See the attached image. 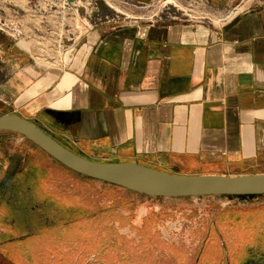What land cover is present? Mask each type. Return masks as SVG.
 I'll return each instance as SVG.
<instances>
[{"label":"crops","instance_id":"1","mask_svg":"<svg viewBox=\"0 0 264 264\" xmlns=\"http://www.w3.org/2000/svg\"><path fill=\"white\" fill-rule=\"evenodd\" d=\"M226 19L90 25L56 65L10 77V114L96 161L264 174V0Z\"/></svg>","mask_w":264,"mask_h":264},{"label":"rangeland","instance_id":"2","mask_svg":"<svg viewBox=\"0 0 264 264\" xmlns=\"http://www.w3.org/2000/svg\"><path fill=\"white\" fill-rule=\"evenodd\" d=\"M63 1L66 0H0V116L11 113L6 87L10 77L33 74L35 71L56 65L63 60L64 49L72 45L80 32L90 25L106 19L123 18L144 23L206 22L220 25L252 0H77L71 4H64ZM0 141L7 145V153L28 151L24 164L27 168L37 167L41 172L44 183L40 184L49 190L48 204L53 207L57 206L56 203L64 204L63 211L66 213L65 207H77V210H73L76 211L74 214L71 211V214L64 215L63 218H70L71 221L78 218L74 227L81 231L78 234L82 248L87 246L91 239L103 244L125 243L127 247L130 245L126 258V248L116 249L108 246L113 251V257H102L106 247L101 254L93 255L94 251L86 254L87 258L82 264H104V260H107V264H118V261L123 264H137L140 257L137 251L145 249L150 251L147 256L149 264H195L196 257L198 264H202L206 259L211 264H224L229 259L232 260L233 247L235 248L234 243H230L229 236L242 243L245 241V244L255 241V237L248 234L247 226L242 224L247 222L246 217L255 214L256 210L264 206V195L246 198L141 196L120 186L87 178L61 166L41 149L32 148L30 142L19 134L0 132ZM186 172L188 171L180 173ZM42 203V199H34L28 206L37 204L42 208ZM121 214L137 226L149 224L151 228L147 231L155 235L149 236L148 240L150 239L154 246L148 247L146 235L143 236L142 232L140 236L136 229L127 232V229L118 228V215ZM38 216L41 221L49 217L50 222L51 214L42 215L40 212ZM225 216L230 218L222 224L220 220ZM162 220L182 224L181 233L172 242L180 244L175 252L181 251L185 257L183 262L175 258L177 252H170L159 242L160 234L154 232V228L156 222ZM215 221V224L207 226ZM72 223L66 224L72 228ZM254 223L258 221L255 220ZM224 227L229 234L225 232ZM8 229V226L0 223V234ZM20 229L14 230L11 235L7 232L4 238L24 239V235L35 231L26 230L25 227ZM73 233H76V229L68 235ZM88 233L92 234L91 239ZM23 262L17 256H10V259L6 258L2 263Z\"/></svg>","mask_w":264,"mask_h":264},{"label":"flooded vegetation","instance_id":"3","mask_svg":"<svg viewBox=\"0 0 264 264\" xmlns=\"http://www.w3.org/2000/svg\"><path fill=\"white\" fill-rule=\"evenodd\" d=\"M30 145L32 148L37 150L39 149L31 142ZM6 146L7 145L0 141V223L9 227L8 230L1 232L0 234V264H3V260L8 257L10 259V256H17L21 262L25 260L26 264H82L87 258L86 254L93 251V255L95 253L101 254L106 247L107 248L105 253L102 254V257L105 259L113 257V251L108 248V246L113 248L115 247L116 249L126 248L127 250L124 252L125 258L128 257V248L130 247L129 244L127 247L125 243L113 245L111 243H99V241L94 242L91 241V233H88L90 236L89 238L91 239L89 244L85 243L87 246L82 248L80 246L81 239L79 238L81 231L74 227L77 224H75V221L78 220V218L74 221H71L70 218H63L64 215H69L72 213L71 211L77 210V207L72 209H67L65 207L67 210L66 213L63 211L64 207L62 205L64 204L56 203V207L48 204L50 203L48 200L50 196L49 190L44 188V185L40 184L43 182L41 172L37 167L34 169L33 167L27 168L24 164L27 159L28 151L26 150L27 152L25 151L24 153L12 152L10 154L7 153L8 147ZM45 187L47 186L45 185ZM34 199H42L44 207L39 208L37 204H35V206H28ZM78 210L80 209L78 208ZM40 212L42 215L43 213L51 214L50 222L48 221L49 217L46 218L45 221H41L40 217L38 216ZM74 212L76 211H73V214ZM77 214V217H79V211H77ZM118 217H120L119 220L121 221H118V228L127 229V232H131V230L136 229L138 235L142 236L141 232L143 233V236L146 235L148 247L154 246L152 241H150V239L148 240L149 236L152 237L155 235L154 233L152 234V232L147 231L149 228H151L149 224L143 223L142 225L144 226H137L133 222L128 221V219L123 214L118 215ZM229 218L230 217L225 216L220 220V222L225 224V221H227L226 219ZM255 220H257L258 223H254ZM245 221L247 222L242 225L247 226L246 230L248 231V234L252 237H255L253 239L255 241L250 244H245V241L242 243V241H236L234 237L232 238L229 236L230 243H234L235 248L233 247L232 260L229 259L227 262H224V264H264V206L256 210L255 214L246 217ZM69 222H73L72 228L70 227L71 225L66 224ZM215 223L216 221L209 223L207 226L209 227ZM181 226V223H175L171 220H162L160 222L157 221L154 232H159V242H161L163 246H166L170 252L174 254L177 252L178 254H176L177 256L175 255V258L178 259V261L183 262L185 257L181 251L177 250L175 252L176 247H180V244H174L172 242L175 241L177 235L181 233ZM22 227H25L26 230L30 229L35 231L24 235L26 236L24 239H13L12 237H9V239L4 238L5 234L7 235V232H9L11 235V232ZM75 229L76 233L68 235L70 232L75 231ZM142 229L144 230L142 231ZM223 229L227 234H229V231H226V227ZM187 232L189 233V231H186V233ZM135 247H137V245ZM137 252L140 254V257L138 263H136L149 264V262H147V256L150 251L145 249L143 251L138 250ZM114 258L117 259L116 257ZM96 261L98 262V260ZM101 262L102 261L100 260V263ZM25 263L23 262V264ZM104 264H107V260H104ZM118 264H123V262L118 261ZM195 264H198L197 257ZM202 264L211 263L209 260L207 262L206 259V261H204Z\"/></svg>","mask_w":264,"mask_h":264},{"label":"water","instance_id":"4","mask_svg":"<svg viewBox=\"0 0 264 264\" xmlns=\"http://www.w3.org/2000/svg\"><path fill=\"white\" fill-rule=\"evenodd\" d=\"M72 1V0H69ZM21 135L65 168L82 176L150 197L264 195V174H178L136 162H101L84 157L35 121L0 116V132Z\"/></svg>","mask_w":264,"mask_h":264},{"label":"trees","instance_id":"5","mask_svg":"<svg viewBox=\"0 0 264 264\" xmlns=\"http://www.w3.org/2000/svg\"><path fill=\"white\" fill-rule=\"evenodd\" d=\"M226 196H232V197H252V196H260V195H240V196H233V195H226Z\"/></svg>","mask_w":264,"mask_h":264},{"label":"bare ground","instance_id":"6","mask_svg":"<svg viewBox=\"0 0 264 264\" xmlns=\"http://www.w3.org/2000/svg\"><path fill=\"white\" fill-rule=\"evenodd\" d=\"M173 0H169V2H172Z\"/></svg>","mask_w":264,"mask_h":264}]
</instances>
